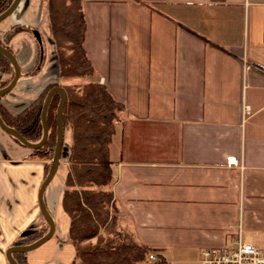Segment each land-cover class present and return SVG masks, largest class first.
Returning <instances> with one entry per match:
<instances>
[{
    "label": "crops",
    "instance_id": "crops-1",
    "mask_svg": "<svg viewBox=\"0 0 264 264\" xmlns=\"http://www.w3.org/2000/svg\"><path fill=\"white\" fill-rule=\"evenodd\" d=\"M79 5L87 78L123 105L107 144L117 225L166 264H197L200 248L237 234L264 250V0ZM10 12L0 39L13 24L40 30L38 42L29 29L5 42L19 75L0 106L13 114L60 78L41 0H18ZM69 141L64 125L41 195L53 229L24 251L27 264H67L73 254L60 204ZM29 152L0 128V264L6 246L45 225L36 190L46 160Z\"/></svg>",
    "mask_w": 264,
    "mask_h": 264
},
{
    "label": "trees",
    "instance_id": "trees-1",
    "mask_svg": "<svg viewBox=\"0 0 264 264\" xmlns=\"http://www.w3.org/2000/svg\"><path fill=\"white\" fill-rule=\"evenodd\" d=\"M9 2L0 0V11ZM45 7L60 78L56 84L64 92L61 126L69 127L70 136L60 197L61 207L68 217L67 238L73 246V254L67 264H166L159 254H156V261L149 260L146 254L151 250L150 246L136 242L116 222L117 208L109 188L111 175L107 144L122 103L112 98L98 81L86 80L75 88L61 80L74 75L84 77L92 71L82 47L84 21L79 0H45ZM26 28L21 24H13L9 28L11 31L3 33L0 44L7 47L5 41L10 32ZM62 43L64 48L69 49L65 53L61 51ZM12 72L9 60L0 53V86L10 79ZM53 84L44 86L16 113L11 114L0 106L1 120L26 140L37 141L41 135V102L46 90ZM57 100L58 93L53 92L45 109L46 138L39 146L30 148L29 152V156L46 160L45 172L54 144V109ZM10 136L21 144L14 136ZM45 226L46 223L44 228L31 230L29 241L44 233ZM23 253L14 251L11 255L18 264H27Z\"/></svg>",
    "mask_w": 264,
    "mask_h": 264
},
{
    "label": "water",
    "instance_id": "water-1",
    "mask_svg": "<svg viewBox=\"0 0 264 264\" xmlns=\"http://www.w3.org/2000/svg\"><path fill=\"white\" fill-rule=\"evenodd\" d=\"M17 2L18 0H10L8 5L3 10L0 11V19L4 17L5 15H7L15 7ZM0 53L3 54L9 60L12 66V71H13L10 79L4 85L0 86V94H2L11 88V86L13 85V83L15 82L16 78L19 75V69H18L17 62L12 52L7 47L3 46L2 44H0ZM53 92L58 93V100H57V103L54 109V144L52 148L51 157L48 161L46 172L43 178L41 179L38 185V188L36 190V201H37L38 210L42 218L45 220V223L47 224V228L44 231V233H42L40 236L36 237L35 239L25 244L6 246L4 248L3 255H4V258L7 264H18L13 259L11 253L14 251H27V250H30L36 247L37 245H39L41 242H43L46 238L50 236L52 229H53V222L44 207L41 195H42V190H43L44 185L47 183V181L53 174V171L55 170L57 163H58L59 150H60L61 139H62L61 108H62V103L64 100L63 89L61 88L60 85L53 84L46 90L43 96L42 102H41L40 112H39L41 135L39 139L35 142L26 140L18 131H16L13 127L5 124L0 118V128L4 132L14 136L24 146L28 148H35L39 146L46 138L47 127L45 124V109H46L48 100Z\"/></svg>",
    "mask_w": 264,
    "mask_h": 264
},
{
    "label": "built area",
    "instance_id": "built-area-1",
    "mask_svg": "<svg viewBox=\"0 0 264 264\" xmlns=\"http://www.w3.org/2000/svg\"><path fill=\"white\" fill-rule=\"evenodd\" d=\"M146 255L151 261L157 260L152 251H148ZM197 264H264V250L242 240L237 234L229 243L200 248Z\"/></svg>",
    "mask_w": 264,
    "mask_h": 264
},
{
    "label": "rangeland",
    "instance_id": "rangeland-1",
    "mask_svg": "<svg viewBox=\"0 0 264 264\" xmlns=\"http://www.w3.org/2000/svg\"><path fill=\"white\" fill-rule=\"evenodd\" d=\"M41 3H42V5L43 6H45V0H41ZM57 6H59V4H57ZM11 12L10 13H8L6 16H4V17H2L1 19H0V22H1V20H3L4 18H7L8 16H10V17H12L11 16ZM61 17V16H60ZM25 26H27V28L26 29H29V34L34 38V40H36L37 42L39 41V37H40V35H39V32H40V30L38 29V28H36V27H32V26H28V25H25ZM10 27H8L7 28V30L8 31H11L10 29H9ZM6 29L4 30L5 32L7 31ZM13 34V32H10V35L8 36V38H11V35ZM37 34V35H36ZM7 38V39H8ZM7 39H6V41L5 42H7ZM1 41H2V38L0 39ZM64 43V42H63ZM63 43H62V45H60V47H61V51L62 52H67L69 49L68 48H64L63 47ZM7 46V45H6ZM7 48L9 49L10 48V46H7ZM40 45H39V43H38V57L40 56ZM12 50H13V48H12ZM89 75V74H88ZM88 75H86V76H77V75H74V76H72V77H64V78H62L61 80H62V82L64 83V84H68V85H74V87L75 88H77L78 87V85L80 86V84L82 83V82H84V81H86V80H89L88 78H87V76ZM91 186H93V185H91ZM133 239V238H132ZM11 245H19V244H11Z\"/></svg>",
    "mask_w": 264,
    "mask_h": 264
}]
</instances>
